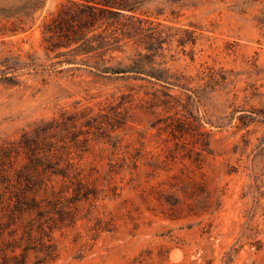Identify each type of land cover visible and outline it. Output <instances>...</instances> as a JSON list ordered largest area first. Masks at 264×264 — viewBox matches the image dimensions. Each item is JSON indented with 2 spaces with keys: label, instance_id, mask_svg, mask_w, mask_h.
Listing matches in <instances>:
<instances>
[{
  "label": "rangeland",
  "instance_id": "1",
  "mask_svg": "<svg viewBox=\"0 0 264 264\" xmlns=\"http://www.w3.org/2000/svg\"><path fill=\"white\" fill-rule=\"evenodd\" d=\"M65 1L0 0V145L63 110L96 111L131 94L126 125L112 134L120 148L91 140L77 162L103 174L123 157L137 170L132 181L127 170L115 177L118 195L105 191L93 207L78 203L75 226L52 234L54 259L38 264H264V0L146 6L162 24L152 66L169 69L189 91L59 63L64 50L47 54L42 32ZM139 52L148 53L144 46ZM134 53L127 42L110 64L126 66ZM156 90L182 106L150 107ZM182 115L192 124L186 135L159 130L167 117ZM196 130L201 145H193ZM205 143L199 157L191 152ZM94 217H111L113 225L92 237ZM27 252L24 264H37L38 254Z\"/></svg>",
  "mask_w": 264,
  "mask_h": 264
},
{
  "label": "trees",
  "instance_id": "2",
  "mask_svg": "<svg viewBox=\"0 0 264 264\" xmlns=\"http://www.w3.org/2000/svg\"><path fill=\"white\" fill-rule=\"evenodd\" d=\"M152 1L66 0L44 24L46 53L63 49L57 55L63 57L59 63L91 68L99 74H132L138 80L145 76L153 87L189 91L168 74L169 69L152 66L163 43L159 40L162 24L157 18L151 19L145 10ZM127 42L134 47V59L128 58L130 63L126 66L121 61L116 66L111 65V54L120 51ZM141 46L148 52L146 55L139 52ZM147 64L150 68L145 70ZM171 79L174 82H170ZM150 95V107L162 105L166 111L181 105L179 99L167 92L162 94L165 100L160 99L157 90ZM130 97L131 94L121 95L116 102L99 106L96 111L89 107L72 112L63 110L57 117L41 119L18 139L0 145V258L3 262L15 259L24 264L29 250L38 254L37 264L53 260L52 234L55 230L75 226L77 204L87 202L93 207L105 191L118 195L121 186L114 182L115 177L125 170L129 174L128 181L134 179L137 165L127 164L123 157L108 163L103 174L77 162L91 140L109 143L113 152L120 148L119 139L112 134L126 125L129 109L126 104ZM187 100L193 102V95L187 96ZM182 117H167L159 130L168 129L174 137L176 133L186 135L192 124L185 115ZM201 135L196 130L191 136L195 137L193 145H201L197 137ZM206 145L199 146L198 151L192 148L191 152L199 157ZM19 157L22 161L18 163L16 158ZM88 211L90 214V208ZM112 223L111 217L108 220L94 217L87 232L95 237ZM18 248L22 253L16 255Z\"/></svg>",
  "mask_w": 264,
  "mask_h": 264
}]
</instances>
